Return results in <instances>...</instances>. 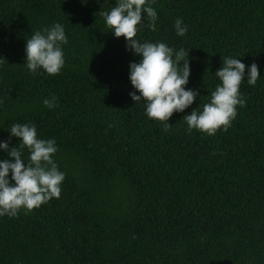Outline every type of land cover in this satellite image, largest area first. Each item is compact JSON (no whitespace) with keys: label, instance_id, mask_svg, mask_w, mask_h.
<instances>
[{"label":"trees","instance_id":"1","mask_svg":"<svg viewBox=\"0 0 264 264\" xmlns=\"http://www.w3.org/2000/svg\"><path fill=\"white\" fill-rule=\"evenodd\" d=\"M115 6L0 0V140L13 124H35L40 138L55 139L65 173L60 198L0 216V264H264V0L150 3L156 30L145 19L136 38L189 50L187 87L200 92L168 122L129 96V64L140 58L101 15ZM177 18L188 28L182 37ZM56 22L68 38L65 65L33 73L26 39ZM226 57L240 59L246 76L256 63L261 77L242 82L245 104L226 131H189L183 117L210 102Z\"/></svg>","mask_w":264,"mask_h":264},{"label":"clouds","instance_id":"2","mask_svg":"<svg viewBox=\"0 0 264 264\" xmlns=\"http://www.w3.org/2000/svg\"><path fill=\"white\" fill-rule=\"evenodd\" d=\"M152 2L116 0V6L101 15L114 36L124 37L126 49L140 58L138 63L129 64V80L134 89L129 93L131 100L135 104L146 103L149 119L168 122L174 113H183L193 105L200 92L187 87L191 75L189 50L136 38L138 26H143L145 19L147 26L156 30L158 14L149 6ZM174 28L181 37L188 31L180 18L175 20ZM67 43L65 28L59 22L35 31L26 39V67L33 73L42 69L49 75H58L65 65L62 45ZM245 70L246 65L237 57L223 58L222 67L214 74L220 83L211 92L210 102L204 104L202 111L193 109L183 117L189 131L195 129L212 136L219 129L226 131L231 126L237 116V105L245 104L240 93L242 82L246 80L249 86H255L261 77L256 63L247 66V76ZM43 104L54 109L57 97L45 98ZM168 127L169 123H165L164 130ZM9 132L7 140H0V151L9 157L0 159V216L15 217L22 208L31 211L52 198H60L65 173L54 160L58 151L55 139L40 138L35 124L16 123ZM12 137L19 139V147H9ZM25 148L29 153L27 161L23 158Z\"/></svg>","mask_w":264,"mask_h":264}]
</instances>
